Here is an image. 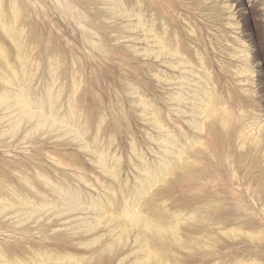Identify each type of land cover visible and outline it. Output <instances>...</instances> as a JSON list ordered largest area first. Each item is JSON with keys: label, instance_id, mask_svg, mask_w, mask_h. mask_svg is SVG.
I'll return each instance as SVG.
<instances>
[{"label": "rangeland", "instance_id": "rangeland-1", "mask_svg": "<svg viewBox=\"0 0 264 264\" xmlns=\"http://www.w3.org/2000/svg\"><path fill=\"white\" fill-rule=\"evenodd\" d=\"M0 264H264V0H0Z\"/></svg>", "mask_w": 264, "mask_h": 264}, {"label": "bare ground", "instance_id": "bare-ground-1", "mask_svg": "<svg viewBox=\"0 0 264 264\" xmlns=\"http://www.w3.org/2000/svg\"><path fill=\"white\" fill-rule=\"evenodd\" d=\"M239 2V0H237V3ZM232 7V6H231Z\"/></svg>", "mask_w": 264, "mask_h": 264}]
</instances>
